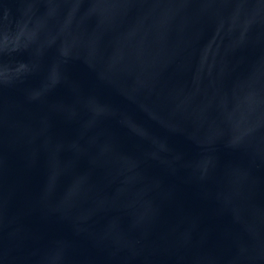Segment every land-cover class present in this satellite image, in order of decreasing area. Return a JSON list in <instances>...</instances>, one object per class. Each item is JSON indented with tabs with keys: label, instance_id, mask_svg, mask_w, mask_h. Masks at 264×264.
<instances>
[{
	"label": "water",
	"instance_id": "obj_1",
	"mask_svg": "<svg viewBox=\"0 0 264 264\" xmlns=\"http://www.w3.org/2000/svg\"><path fill=\"white\" fill-rule=\"evenodd\" d=\"M0 264H264V0H0Z\"/></svg>",
	"mask_w": 264,
	"mask_h": 264
}]
</instances>
